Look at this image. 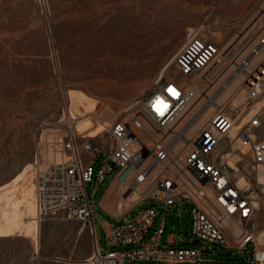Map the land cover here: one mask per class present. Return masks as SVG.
Returning a JSON list of instances; mask_svg holds the SVG:
<instances>
[{
    "label": "rangeland",
    "instance_id": "rangeland-1",
    "mask_svg": "<svg viewBox=\"0 0 264 264\" xmlns=\"http://www.w3.org/2000/svg\"><path fill=\"white\" fill-rule=\"evenodd\" d=\"M199 30L221 48L223 63L216 62L208 77L214 82L264 31V0H0V264H92L96 241L107 251L106 232L121 222L112 215L133 211L131 216H136L154 207L153 229L160 225L164 211L159 203L127 199L114 175L97 190L94 224L71 220L64 212L39 217L32 172L39 153L49 158L50 144L62 134L68 115L75 120L78 134L96 137L108 153L112 149L108 130L117 120L132 118L138 103L162 80L183 79L174 59ZM119 58L121 65L130 66L129 75L121 77L126 78L123 82L110 74ZM263 59L264 49L252 64ZM190 83L202 95L194 99L173 132L191 121L207 103L205 96L212 97L219 85ZM237 85L220 101L229 114L243 98ZM232 95L237 98L227 101ZM215 112L206 113L187 137L192 138ZM153 138L159 136L153 133ZM171 139L173 133L167 141ZM175 149L173 162L184 171L190 147L179 142ZM233 149L237 155L246 153L238 143ZM243 158L241 177L247 186H255L258 203L254 223L244 229L238 219L234 218L238 223L226 220L223 232L229 247L195 244L192 206L180 203L168 209L163 245L173 240V245L165 246L199 249L203 257L196 264H251V248L239 249L238 241L241 232L264 234V186L256 185L247 169L248 155ZM88 190L92 195L91 185Z\"/></svg>",
    "mask_w": 264,
    "mask_h": 264
},
{
    "label": "built area",
    "instance_id": "built-area-1",
    "mask_svg": "<svg viewBox=\"0 0 264 264\" xmlns=\"http://www.w3.org/2000/svg\"><path fill=\"white\" fill-rule=\"evenodd\" d=\"M256 41L232 59L230 70L224 76L216 75L213 82L207 75L220 56V45L206 31L193 33L174 59L183 79L159 81L158 87L138 103L132 118L117 120L108 130L112 143L108 153L100 148L96 137H83L74 130L73 121L64 119L65 128L51 142L49 158L44 159L39 153L34 164L32 182L38 216L64 212L71 220L94 224L97 190L108 176L114 175V180L125 188L127 199L138 192L139 202L157 201L164 216L150 234L157 217L154 207L136 216H131L133 211L123 215L120 224L106 232L107 251L96 241L92 256L96 259L89 260L92 264L201 261L199 249L162 243L168 209L185 202L192 206V237L197 242L229 247L223 223L236 218L245 229L254 223L258 209L255 186L240 184L243 157L248 155L247 169L254 174L256 185L264 186L260 181L264 177V61L255 67L252 64L264 49V31ZM239 78L243 98L238 106H233L232 114L221 107L189 138L211 105L202 107L183 129L173 132L197 88L190 82L201 80L208 86L219 83L215 93L221 94ZM215 93L206 99L218 97ZM233 95L227 101L231 102ZM153 133L159 138H153ZM171 133L173 139L167 141ZM178 142L184 148L190 147L185 154L184 171L172 159ZM224 142L225 148L221 149ZM234 143L246 148V153L237 155ZM89 185L93 188L92 195ZM247 247L252 250L250 263L264 264V234H243L238 248Z\"/></svg>",
    "mask_w": 264,
    "mask_h": 264
},
{
    "label": "bare ground",
    "instance_id": "bare-ground-1",
    "mask_svg": "<svg viewBox=\"0 0 264 264\" xmlns=\"http://www.w3.org/2000/svg\"><path fill=\"white\" fill-rule=\"evenodd\" d=\"M122 57V56H121ZM222 57H223V55L222 54H220V56H219V58H218V60H217V63L218 62H221L220 64H222L223 63V61H222ZM121 59L122 58H119V59H115L113 62H114V64H113V66H116L117 68H116V70H114L115 72H113L112 71V73H110L111 74V76L112 77H117V81H119V82H123L126 78V76H128L129 74V69L128 68H130V66H127V63L126 64H124V65H121L122 64V61H121ZM135 63V62H134ZM168 68V66L165 68V70ZM213 69V70H212ZM211 69V71L209 72V74L207 75V77H209L212 73H213V71L215 70V67L214 68H212ZM122 76H125L124 78V80H122L121 79V77ZM241 81V78H239V79H237L236 81H234V83L231 85V87L229 88V89H227L226 91H224L223 93H221L220 94V96L218 95V97H214V98H207V103H208V105L206 106L205 104L203 105V106H201V108L202 107H208L209 105H212L211 106V109H209V111H216V110H219V109H221V107H223V109H226V107H224V105H222V103H220V101L221 100H224V97H223V95L226 93V92H228L230 89H232V87L234 86V84H238L239 82ZM101 85L104 83V81L102 80V81H98ZM202 93L199 91V89L198 88H195L194 89V96L191 98V100L189 101V107H188V109L190 108V106H191V104H192V102H194V99L195 98H198L199 97V95H201ZM243 95V94H242ZM242 95H240V96H242ZM206 97V96H205ZM234 98H237L236 96H234L233 97V99ZM223 102V101H222ZM240 102H241V100H240ZM239 102V103H240ZM239 103L238 104H236V105H234V106H238L239 105ZM187 109V110H188ZM200 109V108H199ZM208 111V112H209ZM188 112V111H187ZM186 113V112H185ZM195 115H196V113L193 115V117H195ZM181 117H182V115H181ZM181 117L179 118V120H178V122L180 121V119H181ZM193 119V118H192ZM67 121L68 122H71V121H75L72 117H71V115H68L67 116ZM177 122V123H178ZM103 128H104V125L102 126ZM183 129V128H182ZM177 131H175L174 133H176ZM179 143V142H178ZM178 143H176L175 144V147H176V145H178ZM176 150V149H175ZM156 172H157V170L155 171V172H153V175H155L156 174ZM152 177V176H151ZM260 181L261 182H264V177H260ZM240 184L241 185H247V181H246V179L244 178V177H241V180H240ZM139 197H140V195H139V193L137 192L135 195H133V196H131L130 198L132 199V200H138L139 199ZM129 198V199H130ZM258 204V203H257Z\"/></svg>",
    "mask_w": 264,
    "mask_h": 264
},
{
    "label": "crops",
    "instance_id": "crops-1",
    "mask_svg": "<svg viewBox=\"0 0 264 264\" xmlns=\"http://www.w3.org/2000/svg\"><path fill=\"white\" fill-rule=\"evenodd\" d=\"M264 61V59L261 61V63ZM260 64V63H259ZM258 65V64H257ZM257 65H253L254 67L255 66H257ZM115 190V195L117 194V188H115L114 189ZM112 217H114V218H116V219H121V217H122V215H119V216H114V215H112ZM157 218V217H156ZM228 220H232V221H235V222H237V220H235L234 218H230V219H228ZM226 222V221H225ZM224 222V223H225ZM224 223H223V226H224ZM238 223V222H237ZM239 225V224H238ZM115 227V226H114ZM114 227H109L108 228V230H110L111 228H114ZM152 229H153V227H152ZM152 229L150 230V234L156 229H153V231H152ZM107 230V231H108ZM152 231V232H151ZM243 234H245L244 232H241L240 233V237H239V239L242 237V235ZM165 235V234H164ZM163 243V242H162ZM173 245L174 244V241L173 240H168V242L167 243H165L164 245ZM230 246V245H229ZM147 262H153V263H156V264H162L163 262H161V261H138V262H130V264H145V263H147Z\"/></svg>",
    "mask_w": 264,
    "mask_h": 264
},
{
    "label": "snow or ice",
    "instance_id": "snow-or-ice-1",
    "mask_svg": "<svg viewBox=\"0 0 264 264\" xmlns=\"http://www.w3.org/2000/svg\"><path fill=\"white\" fill-rule=\"evenodd\" d=\"M244 215H247V210L244 211Z\"/></svg>",
    "mask_w": 264,
    "mask_h": 264
},
{
    "label": "water",
    "instance_id": "water-1",
    "mask_svg": "<svg viewBox=\"0 0 264 264\" xmlns=\"http://www.w3.org/2000/svg\"><path fill=\"white\" fill-rule=\"evenodd\" d=\"M197 243V241L195 242V244Z\"/></svg>",
    "mask_w": 264,
    "mask_h": 264
}]
</instances>
